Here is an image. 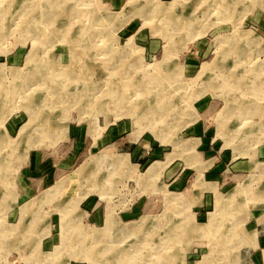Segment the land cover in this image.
I'll return each instance as SVG.
<instances>
[{
  "label": "rangeland",
  "instance_id": "obj_1",
  "mask_svg": "<svg viewBox=\"0 0 264 264\" xmlns=\"http://www.w3.org/2000/svg\"><path fill=\"white\" fill-rule=\"evenodd\" d=\"M263 1L0 0V264H264Z\"/></svg>",
  "mask_w": 264,
  "mask_h": 264
},
{
  "label": "bare ground",
  "instance_id": "obj_2",
  "mask_svg": "<svg viewBox=\"0 0 264 264\" xmlns=\"http://www.w3.org/2000/svg\"><path fill=\"white\" fill-rule=\"evenodd\" d=\"M236 1H238V0H236ZM262 1V0H261ZM264 2V1H263ZM233 4H234V2H232ZM154 8H156V7H154ZM253 8V7H252ZM159 9V8H158ZM7 17V16H6ZM107 17V16H106ZM3 18V17H2ZM104 19V18H103ZM22 21L24 22V20L22 19ZM101 22L103 21V20H100ZM104 22V21H103ZM25 23V22H24ZM190 23V22H189ZM193 27V26H192ZM86 30H88V29H86ZM91 31H92V29H91ZM232 39V38H231ZM238 39V38H237ZM243 39V38H242ZM226 40V39H225ZM248 40V39H247ZM220 41V40H219ZM222 41V40H221ZM240 41H241V38H240ZM243 41V40H242ZM246 41V40H245ZM227 42V41H226ZM238 41L237 40H234L233 42H232V45H234V44H236ZM230 44V43H229ZM223 45H225V44H223ZM228 45V44H227ZM73 48V47H72ZM234 49H235V47H234ZM233 50V49H232ZM238 51V50H237ZM231 52V51H230ZM237 54V53H236ZM33 55V54H32ZM241 55V54H240ZM76 56V55H75ZM248 56V55H247ZM229 57V56H228ZM226 58V57H225ZM245 64V63H244ZM50 65V64H49ZM83 65V64H82ZM68 66V65H67ZM47 68V67H46ZM69 68H70V66H69ZM71 69V68H70ZM232 69V68H231ZM246 69V68H245ZM79 70H81L80 68H79ZM75 71V70H74ZM69 72H71V71H69ZM231 73V72H230ZM238 73V72H237ZM257 73V72H256ZM73 74V73H72ZM71 74V76H73ZM75 74V73H74ZM262 75V74H261ZM69 77H70V75H69ZM74 77V76H73ZM228 77V76H227ZM75 79V78H74ZM80 79V78H79ZM229 79V78H228ZM230 81V80H229ZM230 83V82H229ZM224 84V83H223ZM255 89V88H254ZM251 94V93H250ZM254 94V93H253ZM264 94V93H263ZM116 96V95H115ZM118 96V95H117ZM116 96V97H117ZM262 96H264V95H262ZM115 97V98H116ZM227 97V96H226ZM76 98V97H75ZM228 98V97H227ZM264 98V97H263ZM262 98V99H263ZM261 99V97H259L257 100H262ZM60 100H62V99H60ZM98 101V100H97ZM156 104L158 103H161L162 102V95L160 94V96L159 97H157V99H156ZM234 101V100H233ZM248 101V100H247ZM114 102H115V100H114ZM117 102V101H116ZM121 102V101H120ZM110 103V102H109ZM119 103V102H118ZM254 103V102H253ZM157 104V105H158ZM244 104H246V103H244ZM115 105V104H114ZM106 106V105H105ZM253 109V108H252ZM230 111H231V109H230ZM48 120V119H47ZM50 125V124H49ZM41 129V128H40ZM44 131H46L45 129H44ZM49 133V132H48ZM47 134V133H46ZM190 145V144H189ZM186 146V145H185ZM194 147V146H193ZM191 150V149H190ZM189 152V151H188ZM0 169H1V166H0ZM2 170V169H1ZM62 185V184H61ZM238 188V187H237ZM241 189V188H240ZM243 191V190H242ZM231 192H233V191H231ZM231 194V193H230ZM236 194V193H235ZM234 200V199H233ZM222 201V200H221ZM32 202V201H31ZM77 202V201H76ZM224 202V201H223ZM218 203V205L220 204L221 205V207H219L220 209L218 210V213H217V215H218V217H221V215L222 214H224V212H225V209L227 208V206H226V204L224 205V203H222V202H217ZM230 204V203H229ZM33 208H35V207H33ZM217 208V207H216ZM65 210V209H64ZM23 211V210H22ZM29 212V211H28ZM23 213V212H22ZM110 213V212H109ZM216 213V212H215ZM25 214V213H24ZM23 214V215H24ZM64 215V214H63ZM28 216V215H27ZM213 219V218H212ZM219 220V219H218ZM220 222V221H219ZM115 223V222H114ZM214 224V223H213ZM116 225V224H115ZM242 225V224H241ZM68 227V226H67ZM94 233V232H93ZM65 234H66V232H65V230H64V235H63V237H64V241H65V238H67V237H65ZM68 234H70V233H68ZM94 235V234H93ZM88 236V235H87ZM99 236V235H98ZM97 237V236H96ZM98 238V237H97ZM234 238V237H233ZM239 238H241V237H239ZM93 239V238H92ZM116 239V238H115ZM117 240V239H116ZM235 240V239H234ZM69 241H71V240H69ZM118 241V240H117ZM228 242V241H227ZM63 243V242H62ZM103 243V242H102ZM108 243V242H107ZM150 243L151 242H148V240H146L145 239V241L144 242H142V243H137V245L134 247V249L132 250V251H130L129 250V248H127V247H125V248H121V250L120 251H117V252H115V254L112 256V258H110V261H112V263H114V264H142V262H144L145 264H147L146 263V261L147 262H149L150 261V259H151V254H152V251L150 250ZM87 244V243H86ZM100 244V243H99ZM232 245V244H231ZM100 246H101V244H100ZM107 246H108V244H107ZM106 246V244H105V247H107ZM148 246H149V248H148ZM215 246H216V244H215ZM228 246H229V244H228ZM80 247V246H79ZM104 247V246H103ZM102 247V248H103ZM154 247L156 248V244H154ZM217 247V246H216ZM226 247V246H225ZM232 247V246H231ZM231 249V248H230ZM74 250V249H73ZM57 251V250H56ZM101 251H103V250H101ZM106 251V250H105ZM217 251V250H216ZM225 251V250H224ZM75 252V251H74ZM211 252V251H210ZM78 253V252H77ZM103 254H105V253H103ZM156 254V253H155ZM213 255V254H212ZM230 255V254H229ZM89 256V255H88ZM87 257V256H86ZM209 257V256H208ZM204 260H206V259H204ZM91 262H92V260H91ZM92 264V263H91ZM94 264H98L97 263V261L95 260L94 261ZM199 264H206V261H204V262H200Z\"/></svg>",
  "mask_w": 264,
  "mask_h": 264
},
{
  "label": "crops",
  "instance_id": "obj_3",
  "mask_svg": "<svg viewBox=\"0 0 264 264\" xmlns=\"http://www.w3.org/2000/svg\"><path fill=\"white\" fill-rule=\"evenodd\" d=\"M238 172H241L240 169L236 168ZM202 205V204H201ZM207 208H211L212 201L206 200L204 204ZM248 227L246 228L247 232L254 233L256 232L257 246H253L252 251H257L264 247V224H261L258 219L254 220L253 218L246 221ZM241 239L244 240V236L240 235Z\"/></svg>",
  "mask_w": 264,
  "mask_h": 264
}]
</instances>
